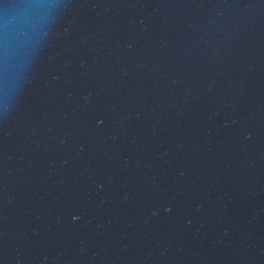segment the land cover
<instances>
[{"label": "water", "instance_id": "water-1", "mask_svg": "<svg viewBox=\"0 0 264 264\" xmlns=\"http://www.w3.org/2000/svg\"><path fill=\"white\" fill-rule=\"evenodd\" d=\"M0 264H264V0H0Z\"/></svg>", "mask_w": 264, "mask_h": 264}]
</instances>
